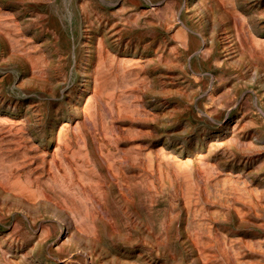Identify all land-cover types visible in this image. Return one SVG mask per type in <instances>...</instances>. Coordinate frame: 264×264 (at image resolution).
<instances>
[{"label": "rangeland", "instance_id": "1", "mask_svg": "<svg viewBox=\"0 0 264 264\" xmlns=\"http://www.w3.org/2000/svg\"><path fill=\"white\" fill-rule=\"evenodd\" d=\"M0 185V264H264V0H0Z\"/></svg>", "mask_w": 264, "mask_h": 264}, {"label": "bare ground", "instance_id": "2", "mask_svg": "<svg viewBox=\"0 0 264 264\" xmlns=\"http://www.w3.org/2000/svg\"><path fill=\"white\" fill-rule=\"evenodd\" d=\"M89 10V9H88ZM227 10V9H226ZM17 15V14H16ZM98 16V15H97ZM235 16V15H234ZM233 17V16H232ZM5 18V17H4ZM236 20V19H235ZM2 22V21H1ZM4 23V22H3ZM7 23V22H6ZM99 23V22H98ZM5 25V24H4ZM4 25H2V26H4ZM13 26V25H12ZM234 26V25H233ZM122 28V27H121ZM109 33V32H108ZM244 35V34H243ZM84 36V35H83ZM246 36V35H245ZM6 38V37H5ZM13 38V37H12ZM15 38V37H14ZM19 40V39H18ZM253 40V39H252ZM254 41V40H253ZM19 42V41H18ZM99 43V42H98ZM97 43V44H98ZM100 44V43H99ZM98 44V45H99ZM144 45V44H143ZM36 46V45H35ZM23 47V46H22ZM29 47H30V45H29ZM176 47V46H175ZM41 48V47H40ZM115 48V47H114ZM165 48V47H164ZM113 50V49H112ZM28 51V50H27ZM245 51V50H244ZM14 52V51H13ZM58 52V51H57ZM33 53V52H32ZM147 53V52H146ZM46 54V53H45ZM142 54V53H141ZM171 54V53H170ZM180 58V57H179ZM113 60H114V57L112 58ZM48 62V61H47ZM101 62V61H100ZM172 62V61H171ZM88 64V63H87ZM100 68V67H99ZM104 68V67H103ZM41 70V69H40ZM39 70V71H40ZM101 70V69H100ZM35 71V70H34ZM43 72V71H42ZM101 72V71H100ZM107 73V72H106ZM35 75V74H34ZM46 76V75H45ZM94 76V75H93ZM104 78H106V77H104ZM108 78V77H107ZM123 79V78H122ZM89 82V81H88ZM112 83V82H111ZM116 83V82H115ZM114 83V84H115ZM93 87V86H92ZM171 88V87H170ZM116 89V88H115ZM96 91V90H95ZM112 93V92H111ZM101 94V93H100ZM126 94V93H125ZM94 95V94H93ZM111 95V94H110ZM124 96V95H123ZM129 97V96H128ZM139 101V100H138ZM144 102V101H143ZM134 103V102H133ZM138 103V102H137ZM117 105V104H116ZM151 105V104H150ZM90 108V107H89ZM131 108V107H130ZM84 109V108H83ZM120 110H122V109H120ZM134 110V109H133ZM39 111V110H38ZM123 111V110H122ZM62 112V111H61ZM126 112V111H125ZM129 112V111H128ZM57 113V112H56ZM121 113V112H120ZM130 113V112H129ZM132 113V112H131ZM127 114V113H126ZM133 116V115H132ZM156 116V115H155ZM68 117V116H67ZM134 117V116H133ZM114 121V120H113ZM114 123V122H113ZM237 125V124H236ZM235 125V126H236ZM113 127V126H112ZM60 129V128H59ZM125 129H126V127H125ZM240 129V128H239ZM80 130V129H79ZM135 130V129H134ZM138 131H139V129H138ZM238 132V131H237ZM126 134V133H125ZM92 135V134H91ZM77 136V135H76ZM135 136H137V135H135ZM257 136V135H256ZM65 138V137H64ZM58 140V139H57ZM236 141V140H235ZM119 142V141H118ZM245 145V144H244ZM247 145V144H246ZM118 146V145H117ZM147 146V145H146ZM173 146V145H172ZM248 146V145H247ZM252 147V146H251ZM101 149V148H100ZM125 149V148H124ZM144 151V150H143ZM114 152V151H113ZM171 152V151H170ZM225 152V151H224ZM75 153V152H74ZM113 154V153H112ZM119 154V153H118ZM70 155V154H69ZM130 155V154H129ZM167 155H169V154H167ZM111 156V155H110ZM230 156V155H229ZM243 157V156H242ZM114 158V157H113ZM198 158V157H197ZM117 160V159H116ZM241 160V159H240ZM249 161H251V160H249ZM77 162V161H76ZM84 162V161H83ZM122 163V162H121ZM160 166V165H159ZM166 169V168H165ZM205 169V168H204ZM208 169V168H207ZM126 171V170H125ZM205 172V171H204ZM116 173V172H115ZM129 173V172H128ZM52 174V173H51ZM140 174V173H139ZM205 174V173H204ZM122 176V175H121ZM88 177V176H87ZM118 178V177H117ZM123 178V177H122ZM256 178V177H255ZM96 179V178H95ZM112 180V179H111ZM218 180V179H217ZM128 181H129V179H128ZM214 181V180H213ZM94 182V181H93ZM252 182V181H251ZM52 183V182H51ZM97 185V184H96ZM100 185V184H99ZM156 185V184H155ZM1 186V185H0ZM37 186V185H36ZM54 186V185H53ZM157 186V185H156ZM212 186V185H211ZM194 187V186H193ZM214 187V186H213ZM4 188V187H3ZM44 188V187H43ZM252 188V187H251ZM257 188V187H256ZM48 189V188H47ZM119 189V188H118ZM55 190V189H54ZM132 190V189H131ZM258 191V190H257ZM256 191V192H257ZM62 192V191H61ZM102 192V191H101ZM252 192H253V190H252ZM199 193V192H198ZM260 193V192H259ZM44 195V194H43ZM8 196V195H7ZM242 196V195H241ZM253 196V195H252ZM243 197V196H242ZM106 198V197H105ZM249 198V197H248ZM247 198V199H248ZM251 198V197H250ZM242 199V198H241ZM152 200V199H151ZM251 200H252V198H251ZM226 201H227V199H226ZM258 201V200H257ZM178 202V201H177ZM233 202V201H232ZM258 202H260V201H258ZM249 203V202H248ZM261 203V202H260ZM81 204V203H80ZM251 204V203H250ZM253 204V203H252ZM251 204V205H252ZM109 205V204H108ZM248 205V204H247ZM256 205V204H255ZM233 206V205H232ZM253 206V205H252ZM257 206V205H256ZM255 206V207H256ZM178 207H179V205H178ZM234 207V206H233ZM236 207V206H235ZM251 207V206H250ZM238 208V207H237ZM253 208H254V206H253ZM263 208V207H262ZM222 209V208H221ZM244 209V208H243ZM260 209V208H259ZM255 210V209H254ZM241 211V210H240ZM256 211V210H255ZM181 212V211H180ZM222 212V211H221ZM229 213V212H228ZM227 212H226V215L228 214ZM231 213V212H230ZM229 213V214H230ZM242 213H243V211H242ZM256 213V212H255ZM221 214V213H220ZM236 214V213H235ZM238 214V213H237ZM175 215V214H174ZM224 215H225V213H224ZM242 216L243 217H245V214L243 213L242 214ZM226 217V216H225ZM93 218V217H92ZM246 218V217H245ZM87 219V218H86ZM225 219V218H224ZM243 219V218H242ZM250 219V218H249ZM170 220V219H169ZM86 221V220H85ZM241 221V220H240ZM243 221V220H242ZM96 223V222H95ZM170 223V222H169ZM75 227V226H74ZM212 227V226H211ZM78 228H80V227H78ZM78 230V229H77ZM224 232V231H223ZM226 233V232H225ZM224 233V234H225ZM227 234V233H226ZM198 238V237H197ZM202 238V237H201ZM197 241V240H196ZM206 241V240H205ZM208 241V240H207ZM239 241V240H238ZM215 243V242H214ZM198 245V244H197ZM198 247V246H197ZM200 249V248H199ZM207 249V248H206ZM209 249V248H208ZM212 249V248H211ZM202 250V249H201ZM243 251V250H242ZM201 252V251H200ZM223 253V252H222ZM202 254H205L204 252L202 253ZM200 256V255H199ZM205 256H206V254H205ZM201 257V256H200ZM208 257H210V256H208ZM203 258H205V257H203ZM204 260V259H203ZM212 260V259H211ZM227 260H229V259H227ZM205 261V260H204ZM206 262V261H205ZM205 262H204V264H205ZM208 264V263H207Z\"/></svg>", "mask_w": 264, "mask_h": 264}]
</instances>
